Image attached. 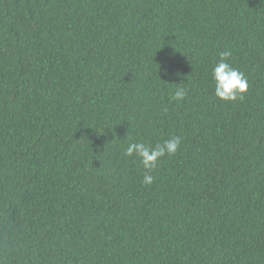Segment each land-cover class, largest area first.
Wrapping results in <instances>:
<instances>
[{
	"label": "trees",
	"instance_id": "1",
	"mask_svg": "<svg viewBox=\"0 0 264 264\" xmlns=\"http://www.w3.org/2000/svg\"><path fill=\"white\" fill-rule=\"evenodd\" d=\"M0 264H264V0H0Z\"/></svg>",
	"mask_w": 264,
	"mask_h": 264
},
{
	"label": "clouds",
	"instance_id": "2",
	"mask_svg": "<svg viewBox=\"0 0 264 264\" xmlns=\"http://www.w3.org/2000/svg\"><path fill=\"white\" fill-rule=\"evenodd\" d=\"M231 51H224L219 54V60L214 62L211 69V77L214 82V94L222 101H236L243 99L246 94L249 83L245 74L237 68H234L229 62ZM187 95V89L178 87L172 97L174 100L182 101ZM181 144V137L172 136L163 140L155 147L144 142H130L124 151L128 157H138L147 173L144 175L143 184L150 185L154 181L151 173L158 167V163L165 155H175Z\"/></svg>",
	"mask_w": 264,
	"mask_h": 264
}]
</instances>
